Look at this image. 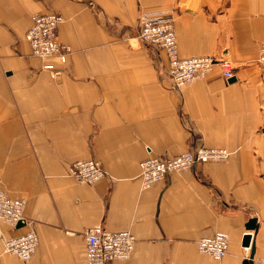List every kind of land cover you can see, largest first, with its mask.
Wrapping results in <instances>:
<instances>
[{
    "label": "crops",
    "instance_id": "0c3cea01",
    "mask_svg": "<svg viewBox=\"0 0 264 264\" xmlns=\"http://www.w3.org/2000/svg\"><path fill=\"white\" fill-rule=\"evenodd\" d=\"M45 12L63 18L65 63L32 55L25 39ZM142 12L171 13L179 55L227 57L234 80L214 65L170 89L165 51L136 36ZM263 40L264 0H0V186L25 200L38 236L28 260L0 253V264H87L94 225L135 236L130 256L107 264H242L246 231L253 264H264V69L254 63ZM198 145L232 153L141 187V160ZM90 157L104 177L66 173ZM250 217L256 230L245 228ZM217 230L229 235L218 260L196 245ZM24 231L0 222L3 237Z\"/></svg>",
    "mask_w": 264,
    "mask_h": 264
},
{
    "label": "built area",
    "instance_id": "2783aa9c",
    "mask_svg": "<svg viewBox=\"0 0 264 264\" xmlns=\"http://www.w3.org/2000/svg\"><path fill=\"white\" fill-rule=\"evenodd\" d=\"M62 16L56 12L33 14L31 24L25 32L31 54L37 57L57 56L65 63L71 51L70 46L58 40L57 29ZM137 38L144 44L165 51L168 61L169 88L179 90L196 79L204 78L214 65L220 69L224 79L235 77V67L227 57L216 55L180 56L171 13L142 12L138 16ZM254 63L264 69V40L259 45ZM52 76L62 72L61 67L48 63L42 66ZM224 147L198 145L172 156H148L139 162L140 185L149 187L168 173L189 172L196 163L221 161L231 155ZM66 173L80 183L92 184L105 176L101 163L96 158L79 159L69 163ZM25 200L10 196L0 186V222L11 226L21 223L25 231L16 236L3 237L0 234V253H11L26 261L34 253L38 236L33 221L24 214ZM85 261L87 264H107L113 259L128 258L134 248L135 236L129 230L110 231L101 225L88 227L84 231ZM198 251L214 259H221L228 250L229 235L217 230L202 235L196 241Z\"/></svg>",
    "mask_w": 264,
    "mask_h": 264
},
{
    "label": "water",
    "instance_id": "95a60500",
    "mask_svg": "<svg viewBox=\"0 0 264 264\" xmlns=\"http://www.w3.org/2000/svg\"><path fill=\"white\" fill-rule=\"evenodd\" d=\"M235 77H231L230 81L234 80ZM17 225H21V223H18ZM245 228L247 230H256L257 228V223H256V218L255 217H250L249 219H247L246 223H245ZM241 245L243 247L249 248V256L244 258L242 261V264H253L252 258L254 255V244L252 242V233L251 231H246L244 233V235L242 236V241H241Z\"/></svg>",
    "mask_w": 264,
    "mask_h": 264
}]
</instances>
